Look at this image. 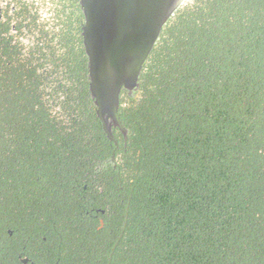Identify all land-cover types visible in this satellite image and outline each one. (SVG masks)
<instances>
[{
    "label": "trees",
    "instance_id": "trees-1",
    "mask_svg": "<svg viewBox=\"0 0 264 264\" xmlns=\"http://www.w3.org/2000/svg\"><path fill=\"white\" fill-rule=\"evenodd\" d=\"M60 9L27 44L0 32V189L13 174L56 195L83 264H264V0L186 1L120 95L118 148L82 16Z\"/></svg>",
    "mask_w": 264,
    "mask_h": 264
},
{
    "label": "water",
    "instance_id": "water-1",
    "mask_svg": "<svg viewBox=\"0 0 264 264\" xmlns=\"http://www.w3.org/2000/svg\"><path fill=\"white\" fill-rule=\"evenodd\" d=\"M186 1L80 0L78 3L84 20L81 37L88 61L91 99L104 133L116 148L114 130L118 129L124 138L129 135L120 122V95L124 92L127 99L135 98L142 69L163 28ZM128 214L129 206L119 239L126 229ZM116 246L111 250L109 262Z\"/></svg>",
    "mask_w": 264,
    "mask_h": 264
},
{
    "label": "flooded vegetation",
    "instance_id": "flooded-vegetation-1",
    "mask_svg": "<svg viewBox=\"0 0 264 264\" xmlns=\"http://www.w3.org/2000/svg\"><path fill=\"white\" fill-rule=\"evenodd\" d=\"M59 1L0 0V32L21 33L27 44L28 33H44V23L52 21L57 31ZM79 1L63 0V4L68 10L78 8L75 13L82 16ZM15 177L7 175L6 189H0V264H83L75 242L62 238L59 224L51 221L50 213L59 207L57 196L46 195L41 182Z\"/></svg>",
    "mask_w": 264,
    "mask_h": 264
},
{
    "label": "rangeland",
    "instance_id": "rangeland-1",
    "mask_svg": "<svg viewBox=\"0 0 264 264\" xmlns=\"http://www.w3.org/2000/svg\"><path fill=\"white\" fill-rule=\"evenodd\" d=\"M46 4V3H45ZM63 4V1L61 0V1H59V3H57L56 4V6H55V9L57 8H61V5ZM46 7H47V5H46Z\"/></svg>",
    "mask_w": 264,
    "mask_h": 264
}]
</instances>
